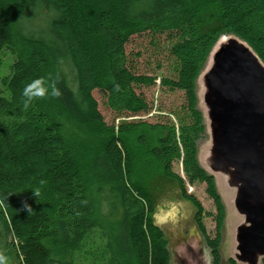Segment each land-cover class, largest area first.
<instances>
[{
    "label": "trees",
    "instance_id": "trees-1",
    "mask_svg": "<svg viewBox=\"0 0 264 264\" xmlns=\"http://www.w3.org/2000/svg\"><path fill=\"white\" fill-rule=\"evenodd\" d=\"M7 1L20 12L12 17L0 0V66L4 54L14 52V25L39 48L26 57L17 56L10 74L0 81V223L6 233L3 251H12L19 264L84 263L82 257L76 262L74 253L79 247L83 249L95 227L87 180L67 145L61 122L46 107L47 95L25 107L22 91L35 79L45 83L44 71L54 64L52 86L59 92L54 97L70 119L106 128L93 97L95 90L103 92L113 111L136 114L145 110L147 104L136 89L155 85L157 78L134 70L126 46L134 35L146 32L152 37L168 34L172 41L175 76L162 78L161 86L184 92L188 119L157 125L121 122L106 129L109 134L94 164V175L101 187L108 189L111 214L116 216L111 236L118 254L103 258L102 264H124L119 259L123 254L135 258V264H171L165 234L151 219L155 198L134 177L135 158L124 139V135L142 127L158 133L154 145L146 136L141 143L163 174L179 185L183 198L196 208L199 231L205 235L203 208L188 194L184 181L173 174L176 161L182 160L190 181L208 185L218 207L221 229L226 212L216 179L199 162L197 144L206 125L199 109L198 81L223 36L246 43L264 64V0H110L112 6L97 14L91 28L93 36L102 42L106 74L89 47L72 0ZM39 10L53 12L46 31L36 34L20 29V20ZM65 67L72 68L74 88ZM36 190L38 197L33 193ZM25 204L31 206L30 214ZM207 243L218 262L220 238H208ZM66 253L69 257L64 259ZM229 262L238 264L234 259Z\"/></svg>",
    "mask_w": 264,
    "mask_h": 264
},
{
    "label": "rangeland",
    "instance_id": "rangeland-1",
    "mask_svg": "<svg viewBox=\"0 0 264 264\" xmlns=\"http://www.w3.org/2000/svg\"><path fill=\"white\" fill-rule=\"evenodd\" d=\"M197 1L198 0H194ZM77 8V19L84 34L88 35L89 47L96 53L101 65V71L106 74V67L103 53L102 42L93 36L91 28L97 14L105 8L111 7L110 0H72ZM200 2V1H199ZM10 14L20 12L14 5L7 0L2 2ZM14 17V15L12 16ZM53 17V12L39 10L31 11L29 15L20 20V29L25 32L40 34L46 31L48 22ZM19 22V23H20ZM14 52L7 51L3 56V63L0 66V81L10 74V67L17 56L26 57L30 51L36 48L26 40L19 31V27L14 25ZM29 32V33H30ZM88 33V34H87ZM232 37V36H223ZM172 41L168 34L152 37L148 32L134 35L126 46L128 58L134 70L142 75L157 78L156 84L147 87H138V94H142L147 109L130 114L129 112L119 113L109 108L106 97L100 90L93 92V97L98 103V112L102 116L105 129L99 126L78 119H70L68 114L63 112V108L58 104L56 98L47 95L46 107L56 116L62 124V133L68 147L73 151L76 165L84 174L87 180V189L94 205L95 227L91 231L89 239L84 242L83 249L80 247L74 252L75 261L79 262L80 257L85 259L83 264H102L103 258L110 259L111 255L118 254L115 250L111 226L116 218L111 214V206L108 200V189L102 188V183L94 175V164L102 154L106 143V138L113 125L118 126L121 122L128 123H148L150 125L165 124L169 120L175 124L179 123L178 118L188 119L186 111V98L184 92L171 91L161 86V79L174 77V62L170 56ZM207 68V67H206ZM55 65L52 64L45 71V84L48 92H51L52 80ZM70 84L73 85V73L71 67H65ZM206 70V69H205ZM105 76V75H104ZM106 81V77L103 78ZM198 81L199 109L205 114L202 101V85ZM206 132L198 141V155L201 166L216 179L217 189L225 207L226 217L221 229L218 227V207L215 200L211 197L208 185L205 182L190 181L187 177L182 160L173 164V174L180 177L186 186L188 194L194 196L203 208L202 223L205 230L203 235L197 228L195 219L197 216L196 208L192 203L186 201L181 195L179 185L168 179L160 165L149 155L148 149L141 143V138L146 136L149 142L156 143L158 133L147 127H142L138 131L124 135V139L131 149L135 158L134 177L138 182L144 183L156 203L162 198L179 200L184 205L183 215L175 222L160 225L168 241V248L171 254V264H230L231 259H235L237 254L236 234L238 227L244 224V218L235 211L233 216L230 211V200L235 198L236 191L228 186L226 180L214 174L211 170V157L208 150L212 146L211 135L208 129V121L204 115ZM106 186V184H105ZM237 215V216H236ZM115 217V218H114ZM241 217V218H240ZM5 232L0 223V252L7 257V264H19L13 252L4 250ZM216 240L220 238L218 249V262H216L212 250L208 246L207 239ZM11 238H9V241ZM67 255V253L65 254ZM129 255V254H128ZM123 254L119 259L124 264H135V258ZM84 256L86 258H84ZM69 257V255L65 256Z\"/></svg>",
    "mask_w": 264,
    "mask_h": 264
},
{
    "label": "water",
    "instance_id": "water-1",
    "mask_svg": "<svg viewBox=\"0 0 264 264\" xmlns=\"http://www.w3.org/2000/svg\"><path fill=\"white\" fill-rule=\"evenodd\" d=\"M226 41L220 44L221 39ZM200 76L211 170L236 191L238 264L264 258V64L236 37H222ZM214 176V175H213Z\"/></svg>",
    "mask_w": 264,
    "mask_h": 264
},
{
    "label": "clouds",
    "instance_id": "clouds-1",
    "mask_svg": "<svg viewBox=\"0 0 264 264\" xmlns=\"http://www.w3.org/2000/svg\"><path fill=\"white\" fill-rule=\"evenodd\" d=\"M46 94L51 96H58L59 92L52 86V90L49 93L48 87L41 79H35L25 85L22 91L24 97V106L28 107L34 99L42 98ZM36 197L39 196V190L33 192ZM25 209L31 213L32 209L30 205L25 204ZM184 205L181 201L175 199L162 198L157 202L151 210V219L155 225H165L170 222H175L179 217L183 215ZM0 264H7V257L0 253Z\"/></svg>",
    "mask_w": 264,
    "mask_h": 264
},
{
    "label": "bare ground",
    "instance_id": "bare-ground-1",
    "mask_svg": "<svg viewBox=\"0 0 264 264\" xmlns=\"http://www.w3.org/2000/svg\"><path fill=\"white\" fill-rule=\"evenodd\" d=\"M226 40L224 39V38H222L221 39V41H220V44H223L224 42H225ZM210 63V62H209ZM202 85V84H201ZM202 88H203V90H202V93H204V91H205V88H204V85H202ZM204 106V105H203ZM204 109H205V107H204ZM204 112V111H203ZM205 117H206V109H205ZM206 119H207V117H206ZM207 121H208V119H207ZM232 199L230 200V211H231V214L234 216L235 215V211H234V209H233V207H232ZM237 216V215H236ZM241 218V217H240Z\"/></svg>",
    "mask_w": 264,
    "mask_h": 264
}]
</instances>
